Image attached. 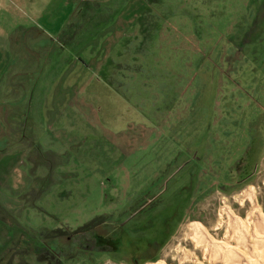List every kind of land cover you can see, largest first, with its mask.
<instances>
[{
	"label": "rangeland",
	"instance_id": "obj_1",
	"mask_svg": "<svg viewBox=\"0 0 264 264\" xmlns=\"http://www.w3.org/2000/svg\"><path fill=\"white\" fill-rule=\"evenodd\" d=\"M145 1L148 6H163L159 13L165 24L160 45L171 52L167 57H175L166 58L160 68L163 104L171 100V90L173 96L179 93L178 81L187 88L173 106L162 107V111L150 109L159 137L149 138L145 149L126 158L127 182L109 190L115 192V201H98L96 192L80 201L83 191L96 189L98 198L103 192L102 187L92 188L84 182L81 171L68 180L73 195H61L63 180L55 173L69 168L78 156L71 148L68 154L51 157L58 147L52 141L48 144L51 151H46L50 154L42 155L43 166L36 169L38 165L32 163L26 184L13 189L0 186V264H209L185 235L189 223L207 228L220 242L229 240L234 245L232 238H224L225 218L223 214L219 217L220 208L227 205L245 219L254 202L264 214V0ZM94 21L83 22L78 36L81 41L90 39ZM248 24L251 29L246 32L243 27ZM203 65L205 74L200 73ZM148 72L152 75L157 71L149 68ZM191 99L195 100L194 115H189ZM203 102L210 106L206 119L198 106ZM226 147L230 150L221 153ZM214 152L220 155L214 156ZM25 158L18 151L0 155V175L13 168L22 174ZM178 168L181 171L176 172ZM157 169L164 178L173 171L175 174L161 180ZM250 188L254 201L244 195ZM160 189L163 192L155 206L166 207L155 211V206L146 208L154 212L144 222L145 238L136 260L122 253L108 256L97 249L108 246H97L94 235H114L116 225L112 222L72 231L94 215L100 217L108 209L126 205L117 197L129 200L135 192H144L145 200L149 191ZM120 191L124 197L117 195ZM55 227L66 232L53 237L50 229ZM243 249L250 251L248 246ZM182 250L195 260L180 257ZM212 261L222 264L219 259Z\"/></svg>",
	"mask_w": 264,
	"mask_h": 264
},
{
	"label": "crops",
	"instance_id": "obj_2",
	"mask_svg": "<svg viewBox=\"0 0 264 264\" xmlns=\"http://www.w3.org/2000/svg\"><path fill=\"white\" fill-rule=\"evenodd\" d=\"M162 7L145 0H0V155L18 151L26 157L22 174L6 169L0 186L26 184L32 163L43 166L52 141L58 147L51 157L71 148L78 156L55 173L63 180L61 195H73L68 180L81 171L90 187H102L104 198L93 189L81 192L80 201L94 192L98 201H115L109 190L127 182L126 158L159 137L150 109L162 111L179 99L171 90V100L163 104L160 68L175 57H167L171 52L160 45ZM85 20L97 21L90 39L81 41ZM149 68L157 72L149 75ZM123 199L117 197L126 205L104 213L103 222L116 225L114 235L100 239L105 246H115L123 232L146 233L139 222L150 210H131L133 198ZM133 242L138 252L143 242Z\"/></svg>",
	"mask_w": 264,
	"mask_h": 264
},
{
	"label": "bare ground",
	"instance_id": "obj_3",
	"mask_svg": "<svg viewBox=\"0 0 264 264\" xmlns=\"http://www.w3.org/2000/svg\"><path fill=\"white\" fill-rule=\"evenodd\" d=\"M253 194L250 188L244 195L251 201ZM251 203V212L245 219L236 216V213L234 214L227 205L220 208L218 215L220 217L223 214L225 218L224 238L227 236L232 238L235 242L234 245L229 240L218 241L207 228L198 224L189 223L186 226L185 235L191 239L193 247L201 250L203 257H207L209 264H212L213 259L221 260L222 264H264V214L257 204ZM245 246H248L250 250L248 253L243 249ZM187 256H192V254L182 250L180 257L186 258ZM193 259L195 260V257ZM150 264L166 263L157 261Z\"/></svg>",
	"mask_w": 264,
	"mask_h": 264
},
{
	"label": "trees",
	"instance_id": "obj_4",
	"mask_svg": "<svg viewBox=\"0 0 264 264\" xmlns=\"http://www.w3.org/2000/svg\"><path fill=\"white\" fill-rule=\"evenodd\" d=\"M244 28V31H250V26H249V24L247 25V26H245V27H243ZM244 36L246 35L245 33L243 34ZM248 36V35H247ZM248 37H250V36H248ZM254 37H252L251 38V41H252V39H253ZM164 50L165 51H168L166 48H164ZM194 55H195V53H194ZM184 59V58H183ZM185 61V60H184ZM188 63V62H187ZM205 72H206V66L205 65H203L202 66V69H201V72L200 73H204L205 74ZM194 76H196V73H195V75ZM178 84H179V86L181 87L180 88V91H179V93L177 94L179 97L178 98H180V95H182V92H183V90L185 89V88H187V85L186 84H184V85H181L180 84V82L178 81ZM192 100V105H191V103H190V101H188V104L189 105H191V109L189 110V115H190V113H192V115H194V113H195V109H196V106H195V100L194 99H191ZM202 105H198L199 106V109H200V111L202 112V114H203V117L206 119L207 118V113L209 112V110H210V106L208 105V104H206V102H203V103H201ZM194 107H195V109H194ZM201 107V108H200ZM181 121H178V123H180ZM176 124V123H175ZM175 124H172V125H170V126H173L174 125V127H175ZM181 125H179V127H180ZM222 147V146H221ZM220 148V147H219ZM223 149V150H222ZM221 149V153H225L226 151H229L230 149H228V147H226V149H224V148H222ZM232 149V148H231ZM212 153H213V151H212ZM215 153V152H214ZM173 155H175V153H173ZM217 155H220V153L219 152H216L215 154H214V156H217ZM185 162H188V160L187 161H185ZM198 167H200L201 168V166H199L198 165ZM186 171H188V170H186ZM156 172H158V179H163L164 177H163V175H161L160 173L161 172H159L158 171V169L156 170ZM164 173H166V169H165V172ZM154 174V173H153ZM171 173H169L163 180H165L169 175H170ZM245 174H247L246 173V171H245ZM196 176V175H195ZM156 178V177H155ZM170 179V178H169ZM168 179V180H169ZM159 182V181H158ZM158 186V185H157ZM156 186V187H157ZM162 186H164V185H162ZM162 188V187H161ZM161 190V189H160ZM160 190H158V191H156V192H151V191H149L148 193H150V197H152L151 199V201H150V203H148V205L147 206H141L142 205V203H143V201H144V199H143V196H145V194H144V192L143 193H141L140 194V192L138 193V192H135V194L133 195V199H132V202H131V210H135L136 209V207L138 208V207H140V209L142 208L144 211L146 210V208H151V207H153V206H155V204L159 201V197H160V195H161V193L163 192V191H160ZM164 191L165 190H167L166 189V185H165V187H164V189H163ZM149 196H146L147 198L149 197ZM165 197V196H164ZM135 205V206H134ZM164 207H166V206H162V207H160V208H157V206H155V208H154V211L155 210H157V209H161V208H164ZM139 210V209H138ZM153 211V209H150V211H149V216L148 217H142V219H141V222H139L140 223V226L142 227L143 226V224H144V222H145V220H146V218H149L151 215H152V213L154 212ZM129 213V212H128ZM100 217H102V219L101 220H99V218ZM100 217H98V216H96V215H94V216H92V217H90L89 219H87L86 221H83L81 224H78V225H76V226H74L73 228H72V231H78L80 228H90V227H92L93 225H95L96 223L98 224V223H101V221H103V220H105L104 219V215H102V216H100ZM2 217L0 216V219H1ZM129 218V217H128ZM128 218H125V220H127ZM2 220V219H1ZM110 220H113V219H110ZM121 220H124V219H117V222L118 221H121ZM51 231L53 230V232L51 233V236H56V235H59V234H62V233H64V232H66L65 231V229L63 228V227H55L54 229H50ZM122 232V231H121ZM101 238H103V236H101V235H94V241H95V244L97 245V242H99L100 241V239ZM125 238V239H124ZM144 239V237H138V236H134V235H132V234H130V233H126V232H123V234H121V235H119V237H117L116 236V239L113 241V242H115V246L114 245H112V244H108L109 245V251L108 252H106V254H108V256H111L112 254H115V253H122V254H124L125 256H127V258H129V259H131V260H134V258H136V252H137V246L138 245H136V243H134L133 241L134 240H143ZM124 240L127 242V243H125L124 242ZM97 246H100V245H97ZM99 250H102L101 248L99 249ZM111 254V255H110Z\"/></svg>",
	"mask_w": 264,
	"mask_h": 264
},
{
	"label": "flooded vegetation",
	"instance_id": "obj_5",
	"mask_svg": "<svg viewBox=\"0 0 264 264\" xmlns=\"http://www.w3.org/2000/svg\"><path fill=\"white\" fill-rule=\"evenodd\" d=\"M188 161H190V160H188ZM182 168V167H181ZM178 171H181V169L180 168H178V169H176V172H178ZM183 171H186V170H183ZM174 172V171H173ZM173 172L171 173V175L173 176L174 174H175V172H174V174H173ZM188 176H189V174H188ZM178 186V185H177ZM161 191V190H160ZM152 197H148V198H146L144 201H143V203H142V205L141 206H147L148 205V203H150V201L152 200L151 199ZM159 202V201H158ZM157 202V203H158ZM187 207V206H186ZM186 209V208H185ZM97 235V234H96ZM104 237V236H103ZM106 237V236H105ZM104 237V238H105ZM114 243V242H113ZM97 245H100V246H102V245H105V243H102L101 241H99V242H97ZM109 247V246H108ZM100 248H102V247H100ZM100 248H97L98 250L100 249ZM134 260H136V258H134Z\"/></svg>",
	"mask_w": 264,
	"mask_h": 264
}]
</instances>
